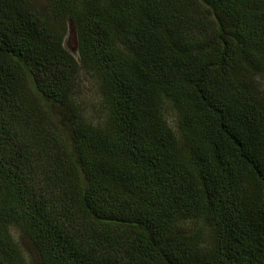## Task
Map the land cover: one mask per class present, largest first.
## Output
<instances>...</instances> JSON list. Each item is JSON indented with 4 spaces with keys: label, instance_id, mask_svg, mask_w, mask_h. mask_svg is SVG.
<instances>
[{
    "label": "trees",
    "instance_id": "16d2710c",
    "mask_svg": "<svg viewBox=\"0 0 264 264\" xmlns=\"http://www.w3.org/2000/svg\"><path fill=\"white\" fill-rule=\"evenodd\" d=\"M43 1L0 0V264H264V0Z\"/></svg>",
    "mask_w": 264,
    "mask_h": 264
},
{
    "label": "rangeland",
    "instance_id": "374dc122",
    "mask_svg": "<svg viewBox=\"0 0 264 264\" xmlns=\"http://www.w3.org/2000/svg\"><path fill=\"white\" fill-rule=\"evenodd\" d=\"M37 7H42L44 4L43 0H31ZM68 32L66 33L65 37V48L74 56H77L76 53V44L75 39L73 36V32H71L70 28L67 27ZM82 84L80 88V96L79 100L81 104L83 105V109L85 111V114L87 113L90 117H93L95 119H99L102 114L101 110V104L100 99L98 96V86L97 83L93 78H91L88 75H82L81 76ZM261 82H264V79H261ZM170 121L173 122V118L175 117L173 115V112L169 113ZM14 240L17 242L18 246L21 248L22 252L24 251L25 255V264H32L30 261H28V251H29V245L28 243L23 240L19 239L15 232H13Z\"/></svg>",
    "mask_w": 264,
    "mask_h": 264
}]
</instances>
